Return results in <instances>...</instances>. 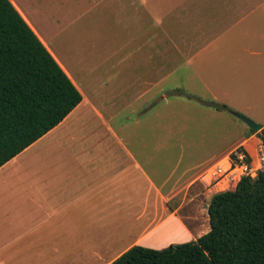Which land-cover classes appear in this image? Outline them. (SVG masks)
<instances>
[{"label": "crops", "instance_id": "1", "mask_svg": "<svg viewBox=\"0 0 264 264\" xmlns=\"http://www.w3.org/2000/svg\"><path fill=\"white\" fill-rule=\"evenodd\" d=\"M9 1L82 100L56 127L0 167V264H111L134 246L159 250L207 233L210 198L224 190L213 189L209 199L207 192L197 190V175L190 173L198 165L151 177L144 137L132 129L123 132L127 123L120 118L127 114L137 123L140 115L134 105L149 91L151 69H166L164 43L172 40L166 12L178 14L180 9L192 17L198 15V5L193 0L189 5L173 0L168 7L167 0H63L78 9L79 19L94 10L109 14L110 47L93 56L89 82V70L81 65L74 72L54 43L65 28L58 24L60 18L38 17L41 0ZM208 5L205 24L195 22L194 37L182 36L179 42L196 56L204 48L209 58L224 55L215 44L222 42L230 14L233 24L264 19V2L210 3L203 8ZM236 49L231 50L235 56ZM246 52L264 56L262 51ZM88 55L79 57L88 62ZM209 71L218 91L208 92L221 104L229 79L223 77V69ZM259 132L245 133L218 161L241 149L251 166L259 168ZM198 206L205 207L204 222L196 217Z\"/></svg>", "mask_w": 264, "mask_h": 264}, {"label": "rangeland", "instance_id": "2", "mask_svg": "<svg viewBox=\"0 0 264 264\" xmlns=\"http://www.w3.org/2000/svg\"><path fill=\"white\" fill-rule=\"evenodd\" d=\"M172 1L167 0L166 6ZM193 1L198 5V15L190 17L180 9L178 14L171 10L166 12V19L171 17L166 22L169 28L168 37L172 39L164 43L168 57L166 69L164 72L161 69L159 72L151 69L149 91L134 105V110L137 111L135 113L140 115L137 123L128 120L127 114L120 118L124 117L123 122L127 123L123 132L132 129L144 137V142L150 149L148 172L151 177L158 179L174 169H178L179 173L198 165L200 167L190 173L197 175L198 181L194 187L208 192L209 181L202 180L200 176L216 164L220 157L226 155L250 129L233 114H241L258 125H264V56L256 58L246 52L251 49L264 53V19L249 18L240 24H233L230 14L231 20L224 38L221 43L215 44V48H223L224 51V55L219 58H209L205 48L197 56L185 52L179 42L182 36L187 38L189 35L191 38L195 35V22L205 24V16L210 6L203 8L206 4L248 5L262 3L264 0ZM183 2L189 5L191 1L182 0V4ZM67 4H63V0H41V8L36 9V12L44 20L48 16L60 18L57 22L65 28L63 27L64 32H60L62 34H59V39H55L54 43L74 72L81 65L89 70L91 76L88 78L92 82L93 56L99 54L104 47H110L109 14L94 10L90 16L79 19L78 9ZM84 9L85 7L81 10ZM201 25L198 26L202 27ZM232 26L234 27L231 29ZM45 29L52 37L50 29L47 26ZM234 46L237 47L236 56L231 52ZM177 47L181 50L175 51ZM80 54H90V60L86 62L80 59ZM175 54L178 57L173 58ZM210 69H223V77L229 79L221 98L220 105L226 107L224 111H219L223 115H218L214 108L202 105V102L216 103L208 92V88L218 91L217 85L211 82L214 75H210ZM231 188L233 186L227 189ZM204 208L198 206L195 212L200 222L205 219Z\"/></svg>", "mask_w": 264, "mask_h": 264}, {"label": "trees", "instance_id": "3", "mask_svg": "<svg viewBox=\"0 0 264 264\" xmlns=\"http://www.w3.org/2000/svg\"><path fill=\"white\" fill-rule=\"evenodd\" d=\"M81 100L11 2L0 0V167L56 127ZM202 105L226 109L215 102ZM258 135L264 147V128ZM207 215L210 229L196 241L159 250L134 246L111 264H264V169L255 178H241L232 191L213 194Z\"/></svg>", "mask_w": 264, "mask_h": 264}, {"label": "built area", "instance_id": "4", "mask_svg": "<svg viewBox=\"0 0 264 264\" xmlns=\"http://www.w3.org/2000/svg\"><path fill=\"white\" fill-rule=\"evenodd\" d=\"M259 152L261 154L259 168L262 170L264 169V147L262 144L259 146ZM259 168L252 167L247 161V156L242 152L235 153L234 157L229 155L221 159L200 176L202 180L209 181L207 185L209 191L205 197L210 198L213 193L210 191L211 189L226 190L231 185L236 186L243 177L255 178Z\"/></svg>", "mask_w": 264, "mask_h": 264}, {"label": "water", "instance_id": "5", "mask_svg": "<svg viewBox=\"0 0 264 264\" xmlns=\"http://www.w3.org/2000/svg\"><path fill=\"white\" fill-rule=\"evenodd\" d=\"M235 117H237L238 119L242 120L244 123L247 124V126L252 130V132L257 133L259 132L262 127L261 125H258L256 123H254L253 121L249 120L248 118H246L245 116L241 115V114H237L234 113L233 114Z\"/></svg>", "mask_w": 264, "mask_h": 264}]
</instances>
